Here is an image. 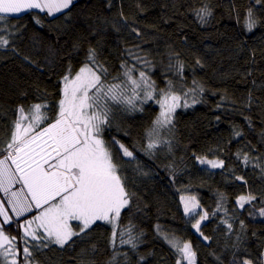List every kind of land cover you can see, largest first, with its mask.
I'll use <instances>...</instances> for the list:
<instances>
[{
    "label": "trees",
    "instance_id": "obj_1",
    "mask_svg": "<svg viewBox=\"0 0 264 264\" xmlns=\"http://www.w3.org/2000/svg\"><path fill=\"white\" fill-rule=\"evenodd\" d=\"M204 7L211 15L201 22L196 13ZM249 7L258 19L251 32L246 29ZM0 28L10 40L0 48V147L21 107L28 115L32 105H47L42 111L48 119L41 127L55 120L62 77L69 69L79 70L89 49L107 69L109 84L126 79L121 67L126 64L135 66L137 78L145 71L158 90H166L169 81L180 95L196 89L188 96L191 106L176 111L170 131H161L166 142L151 155L143 149L158 103L137 102L142 111L111 106L103 139L131 194L121 224L135 225L137 247L117 242L113 248L111 226L97 222L64 247L29 244L32 264H176L178 256L165 235L190 242L195 264H241L244 259L262 264L264 5L254 0H74L69 10L52 16L40 11L12 15ZM193 96L198 103L192 104ZM114 141L132 150L134 158L123 157ZM198 158L222 160L224 166L212 168ZM249 194L256 199L240 208L238 197ZM181 196H195L197 211L208 212L201 225L208 240L192 228L199 216L184 214ZM34 214L4 226L18 240L19 264L25 263L19 224ZM224 220L232 224L230 231Z\"/></svg>",
    "mask_w": 264,
    "mask_h": 264
},
{
    "label": "snow or ice",
    "instance_id": "obj_2",
    "mask_svg": "<svg viewBox=\"0 0 264 264\" xmlns=\"http://www.w3.org/2000/svg\"><path fill=\"white\" fill-rule=\"evenodd\" d=\"M73 2L0 0V22L14 14L34 9L46 11L52 16L69 10ZM254 3L264 5V0H254ZM196 15L201 22H206L211 11L204 7ZM257 24L258 19L249 7L247 31L251 32ZM4 31L0 28V32ZM9 43L7 36L0 35V48H6ZM121 67L126 69L123 72L126 79L120 83H107V69L98 63L95 49H89L86 61L79 70L73 74L69 69L62 77L61 98L53 122L41 127L48 119L42 111L47 105H32L28 115H25L23 107L18 109L20 117L14 124L11 137L0 147V194L3 196L0 199V264H19L16 237L7 235L4 226L11 224L14 218L18 220L29 213L35 214L19 224L23 228L20 239L25 244L23 254L26 264H32L29 260L33 255L28 246L29 238L35 242L32 247L36 249L50 244L64 247L74 237L88 234L97 222L111 226L109 243L113 248L117 242L119 245H129L132 249L137 247L139 237L134 234L135 225L131 222L129 225L121 224V215L130 206L131 194L126 190L120 166L114 161L103 139V133L111 123V106L123 104L128 110L142 111V108H137V102L140 105L152 100L158 103L160 111L146 134L148 143L143 149L151 155L161 143L166 142L162 140L161 131H170L176 109L191 106L188 96L189 93H195L196 89H189L180 95L173 90L169 81L166 90H158L145 71L140 70L137 78L133 75L135 66L127 68L126 64H122ZM177 71L182 75L183 64L178 65ZM198 102L193 96L192 104ZM114 142L119 144V141ZM119 148L123 157L134 158V152L124 144H119ZM198 159L201 164H208L212 168L224 166L222 160ZM244 159L248 163V157ZM17 184L21 187L15 189ZM180 199L186 216H199L192 228L204 240H208L209 237L201 232L202 223L209 219L208 212L197 211L200 204L195 196H181ZM255 199L251 194L241 195L237 204L244 208L245 204ZM6 204L14 215L9 214ZM259 214L264 216V208L259 210ZM222 223L229 231L232 229V224L227 220ZM165 239L178 256L176 264H195L196 252L190 242H182L167 235ZM241 264L253 262L244 259Z\"/></svg>",
    "mask_w": 264,
    "mask_h": 264
},
{
    "label": "rangeland",
    "instance_id": "obj_3",
    "mask_svg": "<svg viewBox=\"0 0 264 264\" xmlns=\"http://www.w3.org/2000/svg\"><path fill=\"white\" fill-rule=\"evenodd\" d=\"M29 11H39V10H38V9H34V10H29ZM24 13H26V12H24ZM40 13H41V14H44V13H47V12L45 11V12H40ZM21 14H23V13H20V14H14V16H19V15H21ZM56 14H57V13H55L54 15H56ZM35 19H36V20H40L39 16H35ZM72 73L74 74L75 72L72 71ZM154 101H155V100H154ZM155 102H156V101H155ZM188 102H189V101H188ZM181 103H183V101H181ZM189 104H190V102H189ZM182 108H184V107L177 108L176 111L179 110V109H182ZM42 110H43V109H42ZM175 113H176V112H175ZM25 115H26V114H25ZM174 115H175V114H174ZM19 117H20V115H19ZM18 119H19V118H18ZM10 137H11V135L9 136L8 140L10 139ZM8 140H7V141H8ZM7 141H5L4 144H5ZM4 144H3V145H4ZM1 147H2V145H1ZM20 187H21V185H19V184L15 185V189H18V188H20ZM15 189H14V190H15ZM0 199H3L2 194H0ZM5 206H6V207H9L7 204H6ZM197 210H198V209H197ZM9 214H10V215H14V214L11 213V211H10V207H9ZM29 214H32V213H29ZM27 215H28V214H26V216H27ZM26 216H25V217H26ZM22 218H24V217H22ZM22 218H19V219H22ZM0 220H2V217H0ZM16 220H17V219L14 218L12 223L16 222ZM6 234L9 235L10 237H12V235H10L9 233L6 232ZM15 243H16V247H17V249H18V240H17V239H16ZM29 244H30L31 246L34 244V242L30 240V238H29ZM55 245H56V244H55ZM17 260L19 261V255L17 256ZM185 263H186V262H184V264H185ZM24 264H26V262H25Z\"/></svg>",
    "mask_w": 264,
    "mask_h": 264
}]
</instances>
